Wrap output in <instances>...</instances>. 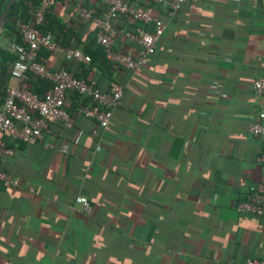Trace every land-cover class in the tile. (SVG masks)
<instances>
[{"label": "crops", "instance_id": "obj_1", "mask_svg": "<svg viewBox=\"0 0 264 264\" xmlns=\"http://www.w3.org/2000/svg\"><path fill=\"white\" fill-rule=\"evenodd\" d=\"M129 1L164 30L133 72L84 65L100 90L122 86L106 127L76 117L71 129L50 123L42 142L1 138L12 154L0 157V169L17 185H0V264L264 261V214L236 211L246 195L264 192V136L248 131L264 109L252 89L264 74V0H185L173 15L153 0ZM65 2L59 12L103 7L102 0ZM112 24L114 48L138 57L141 47L117 31L133 29L131 20ZM43 60L49 69L77 64L62 50Z\"/></svg>", "mask_w": 264, "mask_h": 264}, {"label": "built area", "instance_id": "obj_2", "mask_svg": "<svg viewBox=\"0 0 264 264\" xmlns=\"http://www.w3.org/2000/svg\"><path fill=\"white\" fill-rule=\"evenodd\" d=\"M153 1L161 5L168 15H173L185 0ZM102 3L104 8L100 14H93L84 6H78L76 12L83 20L94 24L95 41L103 48L105 58L111 64L133 72L142 65L148 55L154 53L156 43L163 33L164 23L153 17L144 6L131 3L129 0H102ZM50 4L51 0L39 1L32 23L17 21L21 40L7 45L8 50L17 55V58L9 69V76L14 83L3 87L0 82V142L4 134L25 144L42 142L51 132L50 123H57L62 128L71 129L76 117L92 119L99 129H103L112 117L113 110L120 105L122 86L119 83H114L110 89L102 91L83 78L74 76L70 69L65 67L49 69L38 60L37 53L41 48L49 53L62 50L66 61L89 60V56L79 47H62L53 39L50 32H40L38 27L42 24ZM117 14L127 16L134 24L131 30L117 31L123 33L129 42L141 47L138 57L114 48L112 36L116 29L112 19ZM26 73L50 81L51 86L43 97H38L22 86ZM252 89L256 95L264 96V74L252 81ZM70 94L77 95V102L73 108L68 109L66 99ZM257 117L260 121L250 122L248 131L253 136H264V109L258 113ZM97 133V128L91 131L94 136H97ZM80 135L81 130H78L72 143H77ZM45 144L46 147H53L52 142ZM60 149L66 153L68 144H63ZM11 154L12 149L3 147L0 143V157ZM259 160L264 161V153ZM0 185L12 187L17 185V181L10 173L0 169ZM75 201L85 209L89 208V202L84 196H77ZM236 211L264 214V192L246 195L237 202ZM242 264H264V261L248 257Z\"/></svg>", "mask_w": 264, "mask_h": 264}, {"label": "trees", "instance_id": "obj_3", "mask_svg": "<svg viewBox=\"0 0 264 264\" xmlns=\"http://www.w3.org/2000/svg\"><path fill=\"white\" fill-rule=\"evenodd\" d=\"M39 1L40 0H14L7 6V0H0V38L3 40V42L0 43V82L3 87L8 84L7 79L10 78L9 69L17 58V55L8 50L7 45L10 42H19L21 40L16 23L17 21L28 24L32 23L34 11L38 6ZM65 4V0H51V4L44 14L43 22L38 28L40 32H50L53 39L60 46L65 48L79 47L89 56L88 61H73L77 64L72 68V72L74 76L83 78L88 83H91V81L82 73V69L85 67L84 65L86 63L87 68H92V66H94L99 69H102L103 67L104 69H110L112 64L105 58L103 48L96 43L95 39L87 38L90 33L87 32V22L89 21H85L79 17L75 9L68 13L59 12L60 7L65 6ZM103 8L104 7L99 9L94 7V9H89L93 14H100ZM117 17L118 19H125L128 21L127 16L117 14L112 19V23ZM86 32L87 34L85 38L84 34ZM49 54L48 51L41 48L37 53V58L45 64L43 58H46ZM132 56L135 57L136 55L133 54ZM22 86L35 93L38 97H43L51 85L50 81L46 79L40 78L31 73H26ZM71 100V107H74L76 105L77 95L73 94Z\"/></svg>", "mask_w": 264, "mask_h": 264}, {"label": "water", "instance_id": "obj_4", "mask_svg": "<svg viewBox=\"0 0 264 264\" xmlns=\"http://www.w3.org/2000/svg\"><path fill=\"white\" fill-rule=\"evenodd\" d=\"M3 19V18H2Z\"/></svg>", "mask_w": 264, "mask_h": 264}]
</instances>
